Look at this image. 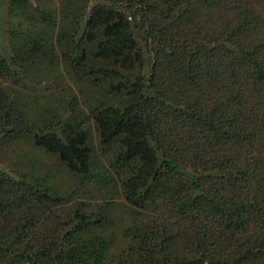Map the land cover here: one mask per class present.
I'll return each instance as SVG.
<instances>
[{"label":"trees","instance_id":"obj_1","mask_svg":"<svg viewBox=\"0 0 264 264\" xmlns=\"http://www.w3.org/2000/svg\"><path fill=\"white\" fill-rule=\"evenodd\" d=\"M34 1L0 46V264H264V0Z\"/></svg>","mask_w":264,"mask_h":264},{"label":"rangeland","instance_id":"obj_2","mask_svg":"<svg viewBox=\"0 0 264 264\" xmlns=\"http://www.w3.org/2000/svg\"><path fill=\"white\" fill-rule=\"evenodd\" d=\"M10 0H0V46H4L6 48V52L8 53V51H10V46H9V40H8V37L9 35L6 34V25H5V22L7 21V3L9 2ZM31 3L33 5H36V2L34 0H31ZM59 0H53L52 1V5L54 7H59ZM36 26V23H33V24H29V26L27 27V29H25V31H28V30H33ZM56 54L59 55L60 51H59V48L56 46V50H55ZM62 63L59 61V62H55L54 65H53V70L54 71H58V72H62ZM53 79L52 77V74H51V80ZM63 82H66L68 83V80L67 78H65V80ZM73 88V87H72ZM74 93L76 94V90L74 89ZM74 93L71 92V95L74 96ZM12 150H14V147L11 148V150L9 151V153L7 151H4L2 150V153L0 154V167L3 168L2 166H7L8 163L10 161H13L16 156H14L15 154L11 153ZM66 180L68 181V179L66 178Z\"/></svg>","mask_w":264,"mask_h":264}]
</instances>
